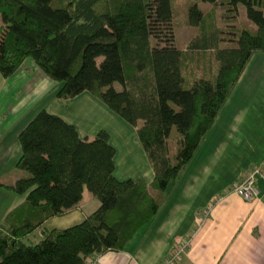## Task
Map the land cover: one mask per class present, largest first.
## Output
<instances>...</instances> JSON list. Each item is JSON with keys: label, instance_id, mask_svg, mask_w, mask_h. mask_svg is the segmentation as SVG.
<instances>
[{"label": "trees", "instance_id": "16d2710c", "mask_svg": "<svg viewBox=\"0 0 264 264\" xmlns=\"http://www.w3.org/2000/svg\"><path fill=\"white\" fill-rule=\"evenodd\" d=\"M199 1L212 9L205 12ZM240 6L254 29L231 27L223 36L222 11L236 19ZM187 22L197 33L181 49L173 0H0L2 76L31 58L60 84L59 99L92 93L137 127L154 171L150 186L119 180L107 130L82 138L74 124L41 110L19 135L17 167L29 176L7 187L26 200L0 222V264H85L123 250L158 214L163 193L193 159L251 57L264 52V0H191ZM207 51L215 58L213 75L192 61ZM86 187L100 201L94 212L26 241L48 219L77 207Z\"/></svg>", "mask_w": 264, "mask_h": 264}, {"label": "crops", "instance_id": "0c3cea01", "mask_svg": "<svg viewBox=\"0 0 264 264\" xmlns=\"http://www.w3.org/2000/svg\"><path fill=\"white\" fill-rule=\"evenodd\" d=\"M59 88L31 58L8 78L0 73V162H18L20 133L45 109L74 124L82 138L107 130L116 148L115 176L150 186L154 171L137 127L92 93L62 100ZM259 166L264 167V52L251 57L193 159L163 193L158 214L123 250L98 255V264H264V177H258V198L252 201L231 189ZM15 175L6 182L0 175V222L26 200L7 187L23 178L21 172ZM99 206L85 190L77 207L51 217L26 241L36 240L31 236L38 231L43 237V231L78 224ZM185 240L190 246L174 258Z\"/></svg>", "mask_w": 264, "mask_h": 264}, {"label": "rangeland", "instance_id": "374dc122", "mask_svg": "<svg viewBox=\"0 0 264 264\" xmlns=\"http://www.w3.org/2000/svg\"><path fill=\"white\" fill-rule=\"evenodd\" d=\"M191 3V0H173V6L175 8V20L177 23L176 26V34H177V45L181 49H187L188 45L190 44L192 38L197 33V28L192 27L188 25L187 22V9ZM199 7L204 10L205 12L212 9V4H209L207 2L199 1L198 2ZM225 13V18L223 19V22L220 24L221 29L225 31L222 35L227 37L228 31H232L231 27H247L250 29H254V24L251 22L247 16H246V10L244 6H240L239 8V16L235 18H231V15L227 13V11H222ZM227 13V14H226ZM228 44V43H227ZM225 45V44H224ZM229 45V44H228ZM192 61H195V64L198 68V71L205 73L206 75H213L216 71V63L215 58L213 56V52L207 51L204 53H196L192 57ZM119 119H123L119 115L117 116ZM125 124L131 125L125 120H123ZM112 125V122H111ZM178 135L176 127L172 129L170 142L172 143V154H175L176 151V143H175V137ZM22 173V176L27 177L29 176V173L26 170L20 169L17 167V161H3L0 162V175L4 173V177L2 178V181L6 182L8 179L10 180L12 177L16 176V173ZM86 191H89V189L86 187ZM41 232H36L34 235L31 236V239H36L39 241L42 239ZM36 240H33V242H36Z\"/></svg>", "mask_w": 264, "mask_h": 264}, {"label": "built area", "instance_id": "2783aa9c", "mask_svg": "<svg viewBox=\"0 0 264 264\" xmlns=\"http://www.w3.org/2000/svg\"><path fill=\"white\" fill-rule=\"evenodd\" d=\"M264 177V167H255L247 173V175L236 181L232 186V191L237 193L243 199L247 201H252L258 198V187L257 179L258 177ZM190 246V241L185 240L182 244L177 247L176 252L174 253V258H179ZM85 264H98V256L90 257L86 260Z\"/></svg>", "mask_w": 264, "mask_h": 264}]
</instances>
